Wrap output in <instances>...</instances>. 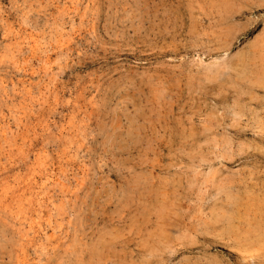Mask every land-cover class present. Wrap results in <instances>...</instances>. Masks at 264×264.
I'll return each mask as SVG.
<instances>
[{"label": "rangeland", "instance_id": "1", "mask_svg": "<svg viewBox=\"0 0 264 264\" xmlns=\"http://www.w3.org/2000/svg\"><path fill=\"white\" fill-rule=\"evenodd\" d=\"M262 201L264 0H0V264H264Z\"/></svg>", "mask_w": 264, "mask_h": 264}, {"label": "bare ground", "instance_id": "2", "mask_svg": "<svg viewBox=\"0 0 264 264\" xmlns=\"http://www.w3.org/2000/svg\"><path fill=\"white\" fill-rule=\"evenodd\" d=\"M260 1V0H259ZM227 3V2H226ZM225 3V4H226ZM259 3V2H258ZM229 6V5H228ZM222 8V7H221ZM236 8V7H235ZM234 9V8H233ZM263 37V36H262ZM260 41V40H259ZM258 43V42H257ZM262 44V43H261ZM255 46H258V45H255ZM259 47H260V45H259ZM257 48V47H256ZM251 49V48H250ZM255 54V53H254ZM244 55V54H243ZM247 58V57H246ZM238 69V68H237ZM228 74V73H227ZM210 76V75H209ZM217 83V82H216ZM208 84V83H207ZM208 87V86H207ZM255 102V101H254ZM240 114H241V112H240ZM245 114V113H244ZM255 114V113H254ZM257 114V113H256ZM252 116V115H251ZM260 118V117H259ZM258 118V120H260ZM262 118V117H261ZM247 119V118H246ZM253 121V120H252ZM249 122V121H248ZM259 122V121H258ZM257 122V123H258ZM262 122V121H261ZM230 125H231V123H229ZM236 125V124H235ZM238 126V125H237ZM253 126V125H252ZM222 128H224V127H222ZM229 128V127H228ZM241 128V127H240ZM207 129V128H206ZM245 129V128H244ZM237 130V129H236ZM243 130V129H242ZM246 130V129H245ZM241 131V130H240ZM211 132H213V131H211ZM224 135V134H223ZM239 135V134H238ZM237 143V142H236ZM239 143V142H238ZM242 146V145H241ZM250 146V145H249ZM257 146V145H256ZM247 148V147H246ZM245 148V149H246ZM241 149V148H240ZM229 150V149H228ZM237 151V150H236ZM260 152V151H259ZM228 155V154H227ZM222 157V156H221ZM233 158V157H232ZM253 173H255V172H253ZM238 177V176H237ZM234 179V178H233ZM232 181V180H231ZM220 182V181H219ZM229 183V182H228ZM231 184V183H230ZM225 186V185H224ZM227 186V185H226ZM251 186V185H250ZM45 188V187H44ZM225 189H226V187H225ZM227 190V189H226ZM244 192V191H243ZM222 193V192H221ZM224 193V192H223ZM227 193V192H226ZM250 193V192H249ZM259 193V192H258ZM228 194V193H227ZM246 194V193H245ZM216 195V194H215ZM258 195V194H257ZM225 196V195H224ZM230 197V196H229ZM243 198V197H242ZM246 202V201H245ZM264 201H262V203H263ZM249 206V205H248ZM239 208V207H238ZM239 212V211H238ZM255 214V213H254ZM166 216V215H165ZM161 217V216H160ZM163 219V218H162ZM169 220V219H168ZM211 220V219H210ZM239 221V220H238ZM240 222V221H239ZM160 225V224H159ZM223 225V224H222ZM221 225V226H222ZM163 226V225H162ZM238 227V226H237ZM260 227V226H259ZM262 227V226H261ZM260 227V228H261ZM250 228V227H249ZM255 228V227H254ZM262 229V228H261ZM235 230V229H234ZM260 230V229H259ZM35 231V230H34ZM236 231V230H235ZM38 232V231H37ZM157 232V231H156ZM264 233V232H263ZM39 234V233H38ZM212 234V233H211ZM242 234V233H241ZM244 234V233H243ZM160 235V234H159ZM234 235V234H233ZM158 236V235H157ZM206 236V235H205ZM263 236H264V234H263ZM242 237V236H241ZM235 238V237H234ZM259 239V238H258ZM220 246V245H219ZM233 247V246H232ZM245 250V249H244ZM258 252V251H257ZM206 260V259H205Z\"/></svg>", "mask_w": 264, "mask_h": 264}]
</instances>
